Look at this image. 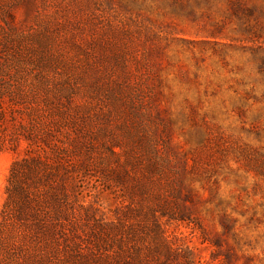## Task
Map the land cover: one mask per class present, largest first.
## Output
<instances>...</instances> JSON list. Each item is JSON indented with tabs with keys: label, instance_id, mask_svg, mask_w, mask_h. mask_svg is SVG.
<instances>
[{
	"label": "rangeland",
	"instance_id": "rangeland-1",
	"mask_svg": "<svg viewBox=\"0 0 264 264\" xmlns=\"http://www.w3.org/2000/svg\"><path fill=\"white\" fill-rule=\"evenodd\" d=\"M39 147L82 175L12 264H264V0H0V215Z\"/></svg>",
	"mask_w": 264,
	"mask_h": 264
},
{
	"label": "trees",
	"instance_id": "trees-1",
	"mask_svg": "<svg viewBox=\"0 0 264 264\" xmlns=\"http://www.w3.org/2000/svg\"><path fill=\"white\" fill-rule=\"evenodd\" d=\"M39 149L10 164L0 215V264L17 261L21 227L53 233L55 220L67 216L70 197L78 191L76 181L82 169L63 165L46 149Z\"/></svg>",
	"mask_w": 264,
	"mask_h": 264
}]
</instances>
